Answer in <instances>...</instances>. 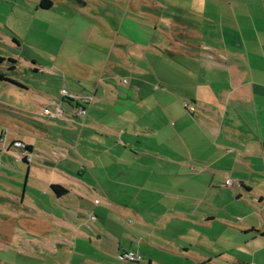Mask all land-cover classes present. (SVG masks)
<instances>
[{
  "label": "crops",
  "instance_id": "0c3cea01",
  "mask_svg": "<svg viewBox=\"0 0 264 264\" xmlns=\"http://www.w3.org/2000/svg\"><path fill=\"white\" fill-rule=\"evenodd\" d=\"M41 1L21 0V13L36 19L57 6L76 12L90 6L89 0H48L43 10ZM147 4L150 11L172 13H144ZM127 12L132 16L121 24L106 25L99 16L97 25L110 33L87 38L99 44L85 49V63L51 64L63 75L79 69L81 85L68 87L63 79L57 99L29 89L17 95L32 96L21 110L33 118H8L2 132L7 144L23 143L34 162L1 154L0 174L13 176L9 167L19 164L11 181L16 187L42 186L55 203L117 210L83 215L68 209L75 215L63 216L42 236L53 253L62 252L64 264H140L121 259L126 251L139 255L141 264H165L160 255L211 263L195 250L200 234L209 233L211 250L225 263L264 264V0H135ZM61 21L66 24L63 18L57 25ZM159 24L171 29L160 42L140 35L139 29L156 31ZM84 37L78 33L75 42ZM120 73L129 75L126 85ZM64 87L92 96L82 120L74 114L76 102L62 98ZM54 105L61 118L42 115ZM36 172L42 175L33 183ZM53 185L66 193L58 198ZM155 205L162 210L149 211ZM185 231L199 239L188 243Z\"/></svg>",
  "mask_w": 264,
  "mask_h": 264
},
{
  "label": "rangeland",
  "instance_id": "374dc122",
  "mask_svg": "<svg viewBox=\"0 0 264 264\" xmlns=\"http://www.w3.org/2000/svg\"><path fill=\"white\" fill-rule=\"evenodd\" d=\"M6 1L7 0H0V57L5 59L3 63H0V74L16 81L26 89H29L32 93L38 90L40 93L57 99V93L62 86L63 79L64 84H67L68 87L77 88L78 85L82 84L79 80L80 74L78 72L80 70L78 69L73 73H66V75H63L62 73L52 71L50 69L51 64L53 65L55 61L59 64L67 62L71 67H74V64H78V61L85 63V61L81 59L85 55V49L92 46L97 48L99 44L98 41L96 43L92 42L93 44H91L88 39H98V33L99 36L101 34L107 36L110 33L106 26L99 28L97 21H100V18H102L106 25L107 23L116 22L118 20L120 22L118 24H121L123 21L126 22V17L129 14L132 16V13L127 12V8H129L130 2L134 3L135 0H89L90 6L77 12L73 9H65V11H63L62 7L57 6L51 11H41L40 16L36 19L31 18V15L27 13H21L23 12L20 11L21 0H10L9 3L4 4ZM155 1L158 2L160 0ZM166 1L169 5L175 4V0ZM93 6L95 7V11L91 9ZM148 7L149 4L143 5V12L152 13L156 17L160 15L168 16L172 13V11L162 12L160 8L150 11ZM100 13L102 15H100ZM109 15L113 16V18H110ZM99 16L101 17L99 18ZM136 16V18L140 16L146 19L138 12ZM63 18L66 19L64 22L66 24L62 25L63 21H61L59 25H57V21ZM184 18H186V21L192 20L190 15H186ZM112 19L115 20L113 21ZM53 21L57 26L50 27ZM159 26L162 28L156 31L153 29L146 30L141 28L139 29L141 31L140 35L146 38L151 37L153 41L156 37V42H160L159 38H162L163 35L171 29L164 28L163 24H159ZM65 27L68 28V31L67 29L65 30ZM78 33L80 35H85L84 41L80 44L75 42ZM12 38L18 41V44H14ZM116 43L119 42L116 41ZM108 46L112 50L114 42H111ZM94 52L96 51L94 50ZM99 52L101 51H97V54ZM8 59L16 61V65H14L15 70L13 72H8L7 70L10 65L7 62ZM34 63L40 65V67H37V70L33 67ZM156 63L158 66L160 65L159 62ZM43 66L45 69H41ZM128 78H130L128 74L120 73V79H123V85L129 82ZM92 82H94V75L90 84H92ZM62 89H66V87ZM66 90L68 91V89ZM23 92L22 89L14 85L5 81H0V138L5 137L2 130L7 124H10L6 119L13 118L19 120L17 116H21L22 118L24 117L25 119L32 120L33 115L26 114V112L21 110L24 109L22 104L27 103L22 101H29L32 97H26V95H30L28 92L26 95L18 98L17 95ZM75 96L90 97V95ZM7 105L15 106L17 110L12 111L7 108ZM53 108L54 107H51L48 110H52ZM73 108H75L74 105ZM85 108L87 112L88 108ZM29 109L31 110V108ZM63 109L65 108H62V110ZM21 117L20 120L22 119ZM78 119L82 120V118ZM8 121L10 122L9 119ZM13 125H16V123H11V126ZM56 132L58 133V131ZM52 134H54V132H52ZM2 142H0V155L11 152L20 156L19 151H5V149L11 145L7 144L9 141L6 138L4 143ZM5 157V155L2 156V160L0 161H3ZM7 161L9 162H6V165L13 163L11 158H7ZM17 161L22 162L21 160ZM18 166L19 164H17V167H9V169L14 172H12L13 176L0 174L5 177H0V264H64L63 261L65 257L62 252L53 253L51 247L42 241V236L46 232L56 230L58 227V220H61L63 216L66 217L70 214L75 215L71 211H68L69 208L74 210L75 213L79 212L83 215H87V213H90V215H117V210L111 211L110 208L107 209L105 208L106 206L99 204L84 202L82 207H75L73 203L70 204L66 199L65 202L62 203L52 202L51 196L47 195V191L43 192L42 186L33 188L29 185L24 189H22L20 185L16 187V184L11 181L16 180L15 176H18L17 173L20 174L21 172ZM33 173L34 170H32V174ZM24 175L25 173L23 172V177ZM35 175L37 179H34L35 181L33 183L39 180L38 177L41 176L42 173L36 172ZM30 183L31 180H29V184ZM23 194L24 197L22 198ZM82 208H87V210L83 211ZM162 208L161 205H155L149 207V211L156 213L161 211ZM178 235L179 234H177L176 237ZM206 235L208 236H202V234H200V239L199 237L198 239L201 247H194L196 248V252L200 255L210 256L212 262L202 263L201 261L199 264H217L221 258L215 254L214 250H211L214 248L211 233ZM183 237L189 240L188 243L198 240L196 236L188 231L184 232ZM191 257L192 256H190V258ZM156 259L166 262L165 264H190L194 262L192 260L185 261V257L181 260L178 257L164 255H160ZM220 262L221 264H227L223 260ZM141 263L143 262L140 261V264ZM194 264L197 263L194 262Z\"/></svg>",
  "mask_w": 264,
  "mask_h": 264
},
{
  "label": "built area",
  "instance_id": "2783aa9c",
  "mask_svg": "<svg viewBox=\"0 0 264 264\" xmlns=\"http://www.w3.org/2000/svg\"><path fill=\"white\" fill-rule=\"evenodd\" d=\"M61 96L64 100H72L76 102L75 107V116L77 118H83L86 115V108L88 104L92 101V96H75L70 94L66 89L61 90ZM184 108L189 111L193 112L194 107L188 104H184ZM62 111L59 106L54 105L52 110H44L42 115L47 116L53 119L60 117ZM3 141V142H2ZM5 137L0 138V142L4 143ZM16 150L20 152V159L23 160L27 164H32L34 162V157L26 150V146L21 142H13L5 151ZM231 184L230 180L225 181V185L229 186ZM121 259L129 262V263H138L141 261V257L133 252L126 251L121 255Z\"/></svg>",
  "mask_w": 264,
  "mask_h": 264
},
{
  "label": "trees",
  "instance_id": "16d2710c",
  "mask_svg": "<svg viewBox=\"0 0 264 264\" xmlns=\"http://www.w3.org/2000/svg\"><path fill=\"white\" fill-rule=\"evenodd\" d=\"M50 5H51V2L50 1H48V0H42L39 3V8H41L43 10H47L50 7ZM12 42L14 44H18L17 41L14 38H12ZM4 61H5V59L2 58V57H0V63H3ZM7 62L10 64L8 66V69H7L8 72H13L15 70L14 65H16V61L13 60V59H8ZM0 81H5V82H7V83H9L11 85H14V86L18 87L19 89H22L23 91L26 90V88L24 86L18 84L16 81H14V80H12V79H10L8 77L3 76L2 74H0ZM51 191L58 198L61 197L63 194L66 193L64 189H62L61 187L56 186V185L51 186Z\"/></svg>",
  "mask_w": 264,
  "mask_h": 264
}]
</instances>
